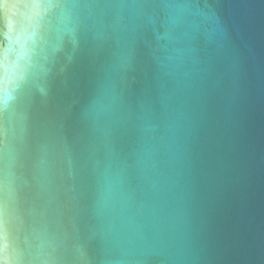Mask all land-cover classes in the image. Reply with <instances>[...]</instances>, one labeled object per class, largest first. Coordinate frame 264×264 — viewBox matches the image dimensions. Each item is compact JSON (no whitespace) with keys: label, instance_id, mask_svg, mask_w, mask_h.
I'll return each mask as SVG.
<instances>
[{"label":"water","instance_id":"water-1","mask_svg":"<svg viewBox=\"0 0 264 264\" xmlns=\"http://www.w3.org/2000/svg\"><path fill=\"white\" fill-rule=\"evenodd\" d=\"M0 78L10 264H264V0H0Z\"/></svg>","mask_w":264,"mask_h":264},{"label":"clouds","instance_id":"clouds-1","mask_svg":"<svg viewBox=\"0 0 264 264\" xmlns=\"http://www.w3.org/2000/svg\"><path fill=\"white\" fill-rule=\"evenodd\" d=\"M0 81H2V78H0ZM8 98H9V97H8V94L5 93L4 96H3V99L0 100V102L6 104ZM4 239L6 240V234H5V236H4ZM4 247H5V248L7 247L6 243L4 244ZM0 264H10L9 259H8V257H7L6 254L0 256Z\"/></svg>","mask_w":264,"mask_h":264}]
</instances>
